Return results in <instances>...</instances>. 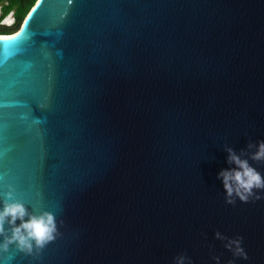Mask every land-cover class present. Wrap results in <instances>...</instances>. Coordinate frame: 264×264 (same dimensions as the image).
Returning a JSON list of instances; mask_svg holds the SVG:
<instances>
[{
  "label": "water",
  "instance_id": "1",
  "mask_svg": "<svg viewBox=\"0 0 264 264\" xmlns=\"http://www.w3.org/2000/svg\"><path fill=\"white\" fill-rule=\"evenodd\" d=\"M262 140L264 0H37L0 34V201L59 235L0 264H264V198L218 176Z\"/></svg>",
  "mask_w": 264,
  "mask_h": 264
},
{
  "label": "clouds",
  "instance_id": "2",
  "mask_svg": "<svg viewBox=\"0 0 264 264\" xmlns=\"http://www.w3.org/2000/svg\"><path fill=\"white\" fill-rule=\"evenodd\" d=\"M252 148L256 150L250 153L251 160L264 162V140L256 144L249 143L248 149ZM225 150L228 153V163L235 165L218 173L226 192L225 202L234 205L236 198L244 203L249 202L250 198H264L260 192L254 191H264V176L232 147L225 145ZM241 153H244L243 149ZM7 189L3 200L0 201V237H3L0 241V251L7 252L13 244L20 252L28 255L41 251L59 235L55 215L47 210L39 213L29 212L25 203L15 198L14 186L8 184ZM215 235L218 239H227L225 247L231 250L233 255L247 259L241 244L242 237L225 238L219 231ZM175 259L176 264H183L186 257L180 255ZM215 259L218 264L219 258Z\"/></svg>",
  "mask_w": 264,
  "mask_h": 264
},
{
  "label": "trees",
  "instance_id": "3",
  "mask_svg": "<svg viewBox=\"0 0 264 264\" xmlns=\"http://www.w3.org/2000/svg\"><path fill=\"white\" fill-rule=\"evenodd\" d=\"M37 0H0V34L8 35L17 31L30 8ZM13 16V23L2 21L8 15Z\"/></svg>",
  "mask_w": 264,
  "mask_h": 264
},
{
  "label": "rangeland",
  "instance_id": "4",
  "mask_svg": "<svg viewBox=\"0 0 264 264\" xmlns=\"http://www.w3.org/2000/svg\"><path fill=\"white\" fill-rule=\"evenodd\" d=\"M4 21L8 24H12L13 23V16L11 14H10V16L8 15Z\"/></svg>",
  "mask_w": 264,
  "mask_h": 264
},
{
  "label": "flooded vegetation",
  "instance_id": "5",
  "mask_svg": "<svg viewBox=\"0 0 264 264\" xmlns=\"http://www.w3.org/2000/svg\"><path fill=\"white\" fill-rule=\"evenodd\" d=\"M9 16H10V15H9ZM5 19H6V18H4V20H5ZM4 20H3L2 22H3V23H6ZM7 24H8V23H7Z\"/></svg>",
  "mask_w": 264,
  "mask_h": 264
}]
</instances>
